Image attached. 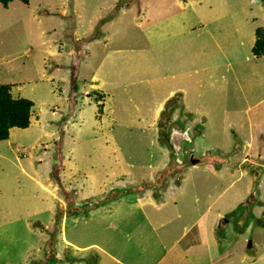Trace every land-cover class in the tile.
Segmentation results:
<instances>
[{
  "label": "rangeland",
  "instance_id": "obj_1",
  "mask_svg": "<svg viewBox=\"0 0 264 264\" xmlns=\"http://www.w3.org/2000/svg\"><path fill=\"white\" fill-rule=\"evenodd\" d=\"M257 31L264 0H0V84L16 77L12 97L40 90L52 101L35 100L28 112L44 125L11 128L0 140V264H100L96 245L72 243H97L108 202L158 201L157 189L164 201L190 200V186L200 202L244 197V217L252 213L244 246L250 252L251 240V252L264 254ZM173 32L179 38L167 39ZM245 162L261 175L253 179ZM239 250L231 246L222 264H240Z\"/></svg>",
  "mask_w": 264,
  "mask_h": 264
},
{
  "label": "crops",
  "instance_id": "obj_2",
  "mask_svg": "<svg viewBox=\"0 0 264 264\" xmlns=\"http://www.w3.org/2000/svg\"><path fill=\"white\" fill-rule=\"evenodd\" d=\"M180 13L181 11H178L177 15ZM177 26V24L173 25V27ZM205 29L207 30L208 27H205ZM166 38L176 40L179 38V33L173 32L172 34H168ZM187 42H189V40H187ZM250 51H252V47H250ZM245 56L246 55H244V57ZM252 57L257 58L253 55ZM44 58L45 57H43L42 62L45 60ZM237 60L227 59L224 64L231 62L235 63ZM31 62L32 60L28 66L31 65ZM96 69L97 68H95L91 79L93 77L99 79L98 73L96 74ZM34 71L35 69H33L30 74L25 75L26 78L30 80L36 79L33 74ZM8 77L11 76H7V78ZM41 79L50 80V78H45L44 75H41ZM5 81L10 88L17 86L19 82L16 77L9 79L5 78ZM99 88L96 90L98 93L102 91ZM15 91H17V89H15ZM28 94L33 96L29 99L27 98ZM21 95L22 97H20ZM40 95H42L40 90L37 92L33 90L27 92L18 91L17 98L27 99L32 105H34L33 103L35 100H37V103H40L43 99H46L48 103L52 102L49 99L50 95L47 97H41ZM81 107L82 103L78 105L76 109L78 110ZM64 108H66V106H64ZM82 109H85V106H83ZM38 110H41L40 106ZM73 116L72 118L71 116H67V124L72 125L71 122L74 121V119L77 118L79 121L83 117L81 112ZM50 117L53 118L52 115ZM30 121L29 123L31 125H44L43 118H34L35 123H31ZM84 125H87L86 119L81 126ZM231 132L237 133V131ZM257 133L258 138L256 142H264V138H262L263 134L259 131H257ZM250 136L254 140L252 130L250 131ZM250 146L251 143L246 142L245 147ZM205 160L218 161L211 156H206ZM244 165L247 170L251 171L253 179L261 175H259L256 169H251L250 163L245 162ZM193 167L196 169L195 166ZM214 168H217L218 172L227 169L224 167ZM221 177L222 176H217L218 180H221ZM233 183L234 181H231L230 186ZM186 190L193 192L190 196V200L173 199L164 201L161 199V193L163 192L157 189L155 195L152 194V196H157L158 199H155L158 201H153V198H139L138 196L137 199L126 202L124 207L120 209L117 207V200L110 201L106 204V207L108 206L105 213L106 215L102 218L105 220L110 218L109 222L99 223L96 228L97 243L79 246L76 242L72 243L70 239H68L67 233L66 237L79 251L85 250L86 246L96 245L93 255L99 257L98 263L100 264H105L106 262L115 264L118 261L124 263V259L126 258H129L128 264H222L226 258L225 251H229L231 246L237 245L240 248L238 255V259L241 260L240 264H259L261 258L264 260V254H262L260 250L256 249L251 252L250 248L254 246L251 240L247 242L250 247V252H248L244 246V242L246 243V239L244 238V234H246L245 224L249 221L248 216L250 214L252 215V213L248 211V215L244 217L249 207L244 197V203L240 204L238 198H235L233 195L231 197L234 198V200L229 203H218L217 197L213 199L206 198L203 202H200L198 201V190L192 186ZM142 193L143 192L139 194ZM263 196L264 189L259 192L260 206L263 207L264 210V203L262 202ZM258 219L262 223L264 221V215ZM230 222L233 224L231 230H229ZM74 227L77 228V231L78 229L80 230L79 225H75ZM64 246H66L65 242ZM224 246L225 248L223 249ZM64 250L70 252L66 247ZM262 250H264V248L261 249V251ZM82 253H88V251ZM232 254L234 255L233 252ZM85 261L89 260L86 259ZM90 263L89 261L88 264Z\"/></svg>",
  "mask_w": 264,
  "mask_h": 264
},
{
  "label": "trees",
  "instance_id": "obj_3",
  "mask_svg": "<svg viewBox=\"0 0 264 264\" xmlns=\"http://www.w3.org/2000/svg\"><path fill=\"white\" fill-rule=\"evenodd\" d=\"M251 52L256 57L264 55V32H261V35L259 31L256 32V41ZM31 106L32 103L27 99L12 97L8 85L0 84V140L8 138L11 128L28 127V112Z\"/></svg>",
  "mask_w": 264,
  "mask_h": 264
},
{
  "label": "water",
  "instance_id": "obj_4",
  "mask_svg": "<svg viewBox=\"0 0 264 264\" xmlns=\"http://www.w3.org/2000/svg\"><path fill=\"white\" fill-rule=\"evenodd\" d=\"M191 163H192L193 165H196V164H197V160H195V159H191Z\"/></svg>",
  "mask_w": 264,
  "mask_h": 264
},
{
  "label": "bare ground",
  "instance_id": "obj_5",
  "mask_svg": "<svg viewBox=\"0 0 264 264\" xmlns=\"http://www.w3.org/2000/svg\"><path fill=\"white\" fill-rule=\"evenodd\" d=\"M160 108H161V107H160ZM160 108H158V110H159Z\"/></svg>",
  "mask_w": 264,
  "mask_h": 264
}]
</instances>
